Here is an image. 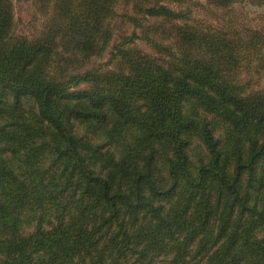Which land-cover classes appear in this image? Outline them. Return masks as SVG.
<instances>
[{"label": "trees", "instance_id": "obj_1", "mask_svg": "<svg viewBox=\"0 0 264 264\" xmlns=\"http://www.w3.org/2000/svg\"><path fill=\"white\" fill-rule=\"evenodd\" d=\"M240 1L264 4L32 0L28 36L0 0V264H264V15ZM118 5L138 32L111 45Z\"/></svg>", "mask_w": 264, "mask_h": 264}, {"label": "rangeland", "instance_id": "obj_2", "mask_svg": "<svg viewBox=\"0 0 264 264\" xmlns=\"http://www.w3.org/2000/svg\"><path fill=\"white\" fill-rule=\"evenodd\" d=\"M236 7L239 11H243L246 15V22L250 24H257L260 15H264V4L259 6L245 4L244 2H237ZM14 21H15V32L22 35L30 36L38 27L43 18L40 14L36 13L32 7V0H14ZM118 16L113 20V31H114V42H117L119 35L130 34L133 30L138 32V29H134L131 23L126 21L123 17V13L127 9L123 5H118L116 7ZM129 12V11H128ZM149 22V23H148ZM145 23L151 24V20ZM134 45L145 52L152 53V49L142 40L135 39ZM111 46L106 49V51L100 57H93L87 64V68L99 67L100 69H110L113 67V63L108 62L110 56ZM256 76L253 77V80ZM264 83V77L261 79V84ZM255 85V84H254ZM83 85H81L82 87ZM258 88V87H254Z\"/></svg>", "mask_w": 264, "mask_h": 264}]
</instances>
